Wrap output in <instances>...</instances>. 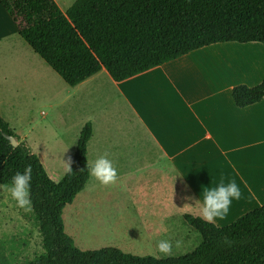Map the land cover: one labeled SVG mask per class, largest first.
<instances>
[{
	"label": "crops",
	"instance_id": "obj_1",
	"mask_svg": "<svg viewBox=\"0 0 264 264\" xmlns=\"http://www.w3.org/2000/svg\"><path fill=\"white\" fill-rule=\"evenodd\" d=\"M262 46L215 45L121 83L103 69L75 87L61 88L66 95L52 108L61 109V124L74 115L72 161L80 133L90 123L88 165L108 153L118 172L117 182L108 186L90 177L92 192L101 187L123 191L125 205L140 208V224L154 248L169 239L174 251L182 226L196 231L184 217L202 219L195 201L203 187L235 180L241 189L228 215L212 223L217 227L264 205V100L239 109L232 96L237 86L255 88L264 81ZM211 52L227 55L207 67L200 57ZM52 72L0 4V93L13 91L18 111L24 96L50 101L63 81ZM20 140L28 145L26 136Z\"/></svg>",
	"mask_w": 264,
	"mask_h": 264
},
{
	"label": "trees",
	"instance_id": "obj_2",
	"mask_svg": "<svg viewBox=\"0 0 264 264\" xmlns=\"http://www.w3.org/2000/svg\"><path fill=\"white\" fill-rule=\"evenodd\" d=\"M19 36L70 87L103 69L117 83L195 51L223 44L264 46V0H76L63 12L55 0H0ZM239 109L264 100V81L232 90ZM86 124L68 172L55 182L39 157L0 116V185L31 166V201L44 252L0 264H264V205L226 227L190 215L200 245L177 258L156 259L107 248L83 252L66 234L65 208L90 180ZM8 138L16 139L13 148Z\"/></svg>",
	"mask_w": 264,
	"mask_h": 264
},
{
	"label": "rangeland",
	"instance_id": "obj_3",
	"mask_svg": "<svg viewBox=\"0 0 264 264\" xmlns=\"http://www.w3.org/2000/svg\"><path fill=\"white\" fill-rule=\"evenodd\" d=\"M55 1L63 12L76 2ZM226 55L211 52L201 56L200 60L201 63L207 62L208 67L213 59ZM56 77L62 81L60 76ZM61 84L62 87L56 85L59 90L54 91L52 95L54 99L50 101L43 97L37 99L31 96L22 97L23 111H18L13 100V91L0 93V116L19 138L27 137L28 145L39 156L49 174L54 173L50 177L55 182L64 177L68 166L71 165L69 160L72 162L74 132L70 131L69 126L75 122L72 114L73 117H68L67 123L61 124L59 121L61 109L52 108L66 95L67 91H60L66 84L63 81ZM56 172L58 173L55 174ZM87 184V190L81 192L73 204L67 206L63 212L65 232L74 240L79 250L88 252L113 248L138 257L168 259L189 254L201 243L198 232L182 226V236L178 240L181 246L175 247L169 256L161 255L146 238L147 232L140 224V208L132 207L128 203L125 205L123 191L117 193L116 190L115 193H110L109 189L101 187L98 192H92L90 182ZM184 236L186 240L183 239ZM43 252L42 237L32 208L30 211L18 208L10 195L0 192V258H5L11 263H24Z\"/></svg>",
	"mask_w": 264,
	"mask_h": 264
},
{
	"label": "clouds",
	"instance_id": "obj_4",
	"mask_svg": "<svg viewBox=\"0 0 264 264\" xmlns=\"http://www.w3.org/2000/svg\"><path fill=\"white\" fill-rule=\"evenodd\" d=\"M32 171L31 166H28L22 172H16L9 184L0 185V192L10 195L16 206L26 211H30L32 205ZM88 171L89 175L103 186L112 185L118 180V172L112 160L109 159L108 153L96 158L88 167ZM177 177L183 176L177 175ZM241 197V189L235 180L228 182L221 180L213 186L203 187L199 200L195 201V203L201 205L200 212L202 219L208 223H213L217 219L225 218L229 213L233 201H239ZM186 199L192 200L193 198L187 197ZM180 246L181 242L176 241L175 247L179 248ZM173 247V243L169 239H161L156 243L158 252L165 257L172 254Z\"/></svg>",
	"mask_w": 264,
	"mask_h": 264
},
{
	"label": "water",
	"instance_id": "obj_5",
	"mask_svg": "<svg viewBox=\"0 0 264 264\" xmlns=\"http://www.w3.org/2000/svg\"><path fill=\"white\" fill-rule=\"evenodd\" d=\"M8 139L10 140L13 148L18 147V143H17L16 139H14V138H8Z\"/></svg>",
	"mask_w": 264,
	"mask_h": 264
}]
</instances>
